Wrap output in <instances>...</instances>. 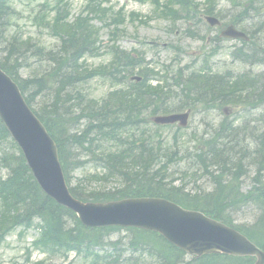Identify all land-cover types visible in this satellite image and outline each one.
<instances>
[{"label":"trees","instance_id":"obj_1","mask_svg":"<svg viewBox=\"0 0 264 264\" xmlns=\"http://www.w3.org/2000/svg\"><path fill=\"white\" fill-rule=\"evenodd\" d=\"M14 1L0 0V45L3 41L5 42L7 40L8 30L12 26L13 17L17 15V11L13 6ZM70 1L56 0L52 6L45 4V7H48V9L41 11L36 18L40 25L48 29L51 37L59 41L56 49L47 50L44 47L36 45L32 40H24L21 37L11 36V40H8V43L5 42V55L0 58V67L20 84L24 93L28 94L27 100L29 104L38 106L36 110L38 116L46 124L53 138L58 143L60 158L69 183H71L72 173L76 169L69 170L67 168L68 161L81 163L80 168L92 162L96 167L106 170V173L101 176H90V179H95L100 182L116 179L121 183L114 190H88L82 184L83 182H80L76 187H71L73 195L82 201L92 202H108L128 197H161L187 208L200 210L209 216L231 225L232 219L229 216L231 210L209 208L206 200L208 198L210 200L212 196H208L203 202L202 198L204 197H198L197 195L191 196L185 191L187 189L186 183L183 182L179 186H175L172 183L166 184L164 182L165 179L162 177L164 174H160L162 170L159 172L155 171L154 164L162 162L161 159L166 154L158 150L154 153L156 154L155 156L153 155L148 159L140 161L134 160L133 158L128 159L129 157H125L127 146H130L129 142L131 141L137 142L139 135H132L126 141L122 140L124 132L132 131L134 133L136 131V125L134 123L141 125L146 130L148 128L146 125L150 123L151 116L156 115L159 111L169 113L173 109L153 108L152 114L146 112L149 110L147 108L151 106L147 97H173L171 95L173 85L179 88V91H176L174 95L176 98L180 93L189 97L190 93L195 91L198 97L203 95L209 96L210 94L208 101L212 103L217 102V91H215L214 86L210 83L208 75L193 73L189 77H183L180 74H175L171 76L173 85L166 79L165 85L153 87L149 84V79L151 74L152 76L157 74L153 70H149L150 74L148 71L144 72L141 69L142 62L133 55L121 51L119 47H111L113 57L110 64L101 66L100 69L98 68L95 71L88 70L84 67V63L81 60L88 54L96 55L98 53L100 46L99 30L91 24L92 18H85L83 15H80L74 22L70 23ZM190 1L168 0L164 7L176 14V11L171 9L170 5L177 3L189 15L192 11ZM105 2V0H88V8H90V13L94 14L95 18L100 17L98 12L103 11L102 6ZM152 2L160 6V0H152ZM104 16L102 14L100 20H103ZM256 48L257 46L254 45L250 52L256 54ZM34 51L47 56L52 65H49L51 69L53 70L55 68L52 79H48L45 82V86L50 93L47 98L43 97L41 99L42 101L30 93L32 84L40 80V75H34L27 79H21L19 76L20 71L28 67V65L20 66L19 58L25 52ZM243 53L241 50L240 55H243ZM137 70L143 80L140 83H127L129 75H133ZM97 75L105 78L115 87V90L105 100L106 103L111 100L115 101L113 106L108 107V109L103 105L99 111H96L94 109L96 106L95 101L88 97L81 96L84 102L81 98L64 100L60 92L62 87H58L60 80L69 79L83 84ZM246 83L248 84L247 81L241 78L236 84H231L230 87L243 85V89H245ZM53 96L59 98L54 100ZM198 97L197 99L194 97V99L204 104L203 101L207 97ZM39 98L42 97L39 96ZM71 100H73L72 103L65 105V102ZM49 103L59 107L58 109L60 111L61 107L64 106L68 110L65 114L60 112L54 118H51L45 114ZM115 109L117 110L114 111ZM109 110H112L113 119L122 126L112 134H103L101 128L91 123L90 113L94 111L104 114L108 113ZM57 124L60 125V132L56 127L54 128ZM62 130L66 134V137L63 139L61 138L63 136L61 134ZM145 137L152 139L150 135H146ZM63 143L69 145L65 146ZM158 143L162 145L161 141ZM123 144L127 145L122 146L119 149L120 152L118 149L116 151L112 150L111 146ZM165 146L172 147L170 144ZM175 146L178 149L183 147V145H178L177 143H175ZM72 150L75 151V155H73L74 152ZM202 154L200 155L203 156ZM201 156H198V158ZM83 157L88 158V161L83 160ZM175 159L176 157L173 158V161H177ZM180 162H188V160L180 159ZM164 168L167 169L168 165L165 164ZM196 173L206 172L199 165ZM224 174V170L217 172L213 176L215 180L212 182L220 184L218 178H222ZM174 179L176 180L177 178ZM226 183L228 184V182ZM234 187L235 185L233 184ZM258 192L259 196L263 197L262 200L264 202V188H261ZM241 201H248L247 196L242 197ZM48 209L57 211L59 219L52 216L48 212ZM66 216L69 218H66ZM35 219H38L41 225H43V233L40 241L36 244L38 248L46 251L51 256L62 250H75L85 257L84 259L88 264L253 263L251 258H234L225 255H208L198 260L194 258L188 260L183 251L172 246L156 233L128 229L127 240L122 238L114 240L112 236L121 231V228H85L73 212L57 204L44 194L33 178L21 150L11 140L7 129L0 120V244L4 237L11 231L21 226L30 227ZM260 223L264 224L262 221ZM238 229L244 231L251 240L264 249V235H259V232L255 233V226L249 227L247 230H244L242 227H238ZM100 251L106 252L101 254ZM148 259L150 261H147Z\"/></svg>","mask_w":264,"mask_h":264},{"label":"bare ground","instance_id":"obj_2","mask_svg":"<svg viewBox=\"0 0 264 264\" xmlns=\"http://www.w3.org/2000/svg\"><path fill=\"white\" fill-rule=\"evenodd\" d=\"M250 5L252 6H249L246 10H236L237 13L235 11L231 19L240 25H244V28L247 29V34L250 36L256 34L264 36V26L260 22L253 21L255 18L260 19L263 13L259 6ZM261 28H263L262 31ZM242 58L246 60L258 59V57L250 51H245ZM30 60L35 61L41 66L40 80L32 84L30 93L42 101L41 99H43V97L47 98L50 93L45 86V82H47L48 79H52L55 68L53 70L51 69L49 66L51 63L47 56L35 51L25 52L18 61L20 66H23L29 63ZM177 74L183 77H187V74L190 76L188 72L187 74L184 72H178ZM206 74L208 75L210 83L214 86L215 91H217V102L222 110L217 114L215 111L213 112V110L208 109L212 104L211 101H208V98L203 101L204 104L194 99V97L196 99L198 97L195 91L191 92L189 97L180 93L177 98L174 96L170 98L168 96H150L147 97V100L151 104V111L153 108H173L169 113L163 111L157 112L156 115L159 117L167 114L181 113L182 111L190 109H194L192 117L196 114H201L204 118H207L211 114H220L222 119L219 120L217 126L213 127L210 123L206 122L204 124L205 129L201 133L193 132L189 135L185 132L188 125L177 122L176 125L178 127L174 134L178 142L170 140L169 144L172 147H167L164 146L163 143L161 145V143L156 142L155 139H147L145 137L147 131L141 125L134 123L136 125V133L139 136L137 137V142H129L130 146H127L125 157L140 161L151 158L153 155L155 156L156 154L154 153L158 150L162 151L166 155L161 159L162 162L154 164V170L158 172L162 170L163 173L161 172L160 174H164V176H161L165 179L164 182L166 184L172 183L176 185V181L181 183L184 182L187 186L192 187L187 188L185 191L191 196L197 195L198 197H204L202 198L203 202L208 196H212L210 200L208 198L209 202L206 200L210 209L218 208L228 209V211L231 210L229 215L232 219V224L229 225L230 230L245 234V232L238 229V227L247 230L249 227L255 226L254 232H259V235H264V224L260 223L261 221L264 222V202L262 200L263 197L259 196L258 192L261 188H264V78L255 84L249 85L246 83V87L243 89V85L230 87L231 84H236L239 80L229 73H225L221 77L220 72H207ZM95 78L106 80L98 75ZM214 83L216 84L214 85ZM58 87H62L60 92L64 100H69L71 98L78 99L81 98V96L87 98L89 95V93L84 94L86 88L82 83H76L69 79L60 80ZM39 96L42 98H39ZM53 98L57 100L59 97L53 96ZM237 100L240 103L237 109L240 111L241 115L235 116L228 114L227 111H231L232 108H223V103L231 105ZM82 101L84 102L83 99ZM72 102L73 100L65 102V105ZM114 104L115 101L113 100L107 103L106 101H102L101 104L96 105L94 109L99 111L103 105L108 108ZM198 105L201 106L200 110L195 109ZM58 108L59 107L49 103L45 114L54 118L57 113L61 112L65 114L68 110L65 106L61 107V111ZM116 110L117 109L114 111ZM111 111L112 110H109L108 113L104 114L94 111L90 113L91 123L101 128L103 134H112L122 126L113 119ZM55 127L60 132V125L57 124L54 128ZM61 134L63 135L61 137L62 139L66 137L63 130ZM123 135L124 137L122 140L126 141L127 138L133 134L127 131L124 132ZM175 143L183 145V147L178 149ZM63 144L65 146L69 145L67 143ZM126 145L127 144H123L121 146L124 147ZM73 152V155H75V151ZM198 156L201 157L198 158ZM174 157H176L175 160L177 161H173ZM179 157H181L180 159L188 160V162H180ZM165 164L168 165L169 169L164 168ZM199 165H201L202 170L206 173H196ZM80 167L81 163L79 162H67V168L69 170H75ZM222 170H224L225 174L222 178H218L220 184L213 183L212 181L215 180L213 176ZM173 174L174 178H177L176 180L173 178ZM233 179L235 180L233 181ZM201 181H207L211 187L208 190L203 189L197 184ZM226 182H228V184ZM233 184L235 185L234 188ZM245 196H247L248 201H241L242 197ZM176 206L187 208L178 203ZM48 210L52 216L59 219L57 211L54 209ZM249 213L253 214L251 220H247L249 218ZM66 218L69 217L66 216ZM253 244L256 250L263 251V248L256 242H253ZM176 248L179 247L177 246ZM240 250H242V248ZM184 252L188 253L185 250ZM188 254L193 256V254ZM204 256V254L201 255V257ZM250 256L257 257V255ZM194 259L198 260V256L194 255ZM43 260L45 261V259ZM147 261L150 260L148 259ZM208 264L213 263L209 262Z\"/></svg>","mask_w":264,"mask_h":264},{"label":"water","instance_id":"obj_3","mask_svg":"<svg viewBox=\"0 0 264 264\" xmlns=\"http://www.w3.org/2000/svg\"><path fill=\"white\" fill-rule=\"evenodd\" d=\"M214 23L216 22L213 21ZM228 35L233 36V31H228ZM0 115L13 137L24 149L29 164L45 192L77 212L84 224L92 227L121 225L155 230L193 255L250 254L257 255V264H264V253L256 250L254 245L239 233L200 213L184 211L166 200H126L108 205H85L75 201L66 188L55 145L26 107L17 87L1 71ZM187 120L188 114L155 119L157 123L180 121L183 125L187 124Z\"/></svg>","mask_w":264,"mask_h":264},{"label":"rangeland","instance_id":"obj_4","mask_svg":"<svg viewBox=\"0 0 264 264\" xmlns=\"http://www.w3.org/2000/svg\"><path fill=\"white\" fill-rule=\"evenodd\" d=\"M53 0H18L15 3V7L19 12V16L16 18L17 26L14 28V32L24 38H31L32 40L44 44L49 48H55L57 41L52 39L45 30L39 28L33 23V16L38 10L39 6L44 2H52ZM199 3L204 4L203 9L205 8L206 0H197ZM217 7L216 9H222L224 16H227L229 19L236 11L233 9L232 4L226 0H216ZM73 14L77 15L79 10L83 8L86 4L85 0H73ZM110 6L113 7V13H116L119 10H124L127 17L131 13H140L142 16H151L153 7L151 4L142 3L139 0H110ZM240 7L238 8V10ZM237 10V11H238ZM236 11V13H237ZM112 13V12H111ZM110 13V15H111ZM263 16V15H261ZM200 20L204 21L203 16H200ZM127 18L124 28L126 30L125 36L121 37L119 45L123 50L131 51L132 49L141 50L140 54L145 55L147 61H152L154 64L159 65L163 64H172L177 66L178 64L182 68V71H186V66H190L191 70L198 69L202 60L204 58L205 52H208L209 48L206 49L205 46L209 45L211 39L217 35V31L207 29L206 23L198 21L195 27L193 23L197 20L194 19L191 22L179 21L175 24L167 20L162 19H153L148 24H140L139 20L134 19V22H131ZM226 19V18H225ZM227 20V19H226ZM253 21H260V19L255 18ZM102 26V24H98ZM191 26L195 32V35L204 36L207 38V42L200 40L198 37L193 38L187 33L188 27ZM263 30V29H262ZM101 40L103 42L104 49L102 55L93 58L91 56L87 57V64L92 67H98L103 63L109 62L110 55L107 53V44H110V29L104 27L101 32ZM2 46H6V43L3 41ZM224 50L222 53L211 59L213 62V68L216 71L223 72L224 70H231L234 73H243L248 70L247 66L240 65L237 63H232L230 54V48L233 46V42L226 41L224 44ZM0 47V57L5 53L1 51ZM147 54V55H146ZM31 68H36L39 64L35 61H31ZM177 68V67H176ZM256 71H261L257 68ZM29 70L23 71V75H29ZM86 90L91 94L92 97L101 98L105 96L111 89V87L103 82L102 80L96 79L85 86ZM228 114H231L229 111ZM222 119L220 114L218 115H209L207 118H204L201 114H196L191 118L190 124L185 132L191 135L193 132L201 133L205 129V123H210L213 127H216L219 120ZM177 125L172 128H167L164 131L165 136L168 135L169 138H172ZM156 129H154V132ZM94 173V167L92 165H86L83 169H78L73 174V183L72 185H77L78 181L84 179L86 175ZM118 181L110 180L105 185H100L95 181H91L86 187L98 189L105 186L107 189H113L118 186ZM203 189L208 190L211 186L207 181H201L197 183ZM190 188H192L190 186ZM253 214L249 213V218L251 220ZM244 221V220H242ZM125 236V233H120ZM119 235V234H118ZM34 231H30L27 235L19 237L17 233H13L6 241V243L0 247V264H28L29 253L27 248L29 247L31 241L36 237ZM37 254V256H33ZM31 262H36L37 260L45 259L44 256H40L37 252H33ZM41 258V259H39ZM73 258V256H72ZM71 258V259H72ZM51 264H64L61 261L53 262Z\"/></svg>","mask_w":264,"mask_h":264}]
</instances>
